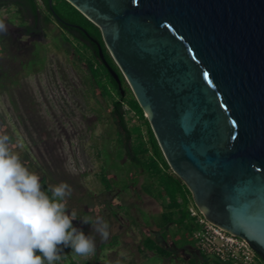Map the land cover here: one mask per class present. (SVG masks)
I'll return each mask as SVG.
<instances>
[{
	"label": "water",
	"instance_id": "95a60500",
	"mask_svg": "<svg viewBox=\"0 0 264 264\" xmlns=\"http://www.w3.org/2000/svg\"><path fill=\"white\" fill-rule=\"evenodd\" d=\"M67 1L199 211L264 259V0Z\"/></svg>",
	"mask_w": 264,
	"mask_h": 264
},
{
	"label": "trees",
	"instance_id": "16d2710c",
	"mask_svg": "<svg viewBox=\"0 0 264 264\" xmlns=\"http://www.w3.org/2000/svg\"><path fill=\"white\" fill-rule=\"evenodd\" d=\"M2 10L9 15V19L3 18ZM0 19L23 27L27 31L42 32L43 35H46L50 26L55 24L59 32L53 37H57L61 45L67 43V52L72 55L74 61L84 65L85 78L82 82L86 91L91 92L95 100L98 101L101 97L108 103L111 140L116 155L119 158L125 156L124 162L118 165L124 172L118 170L117 178L111 179L105 168H102L97 177L108 191L117 181L121 182L122 189L129 185H139L144 194L160 205V212L156 214L157 219L151 218V224L158 231V238L146 234L139 246L142 254L152 253L147 260L158 261V264L165 260L170 264H224L215 257L202 253L196 247L194 234L201 228L199 217L203 215L196 207L187 185L168 165L144 111L106 48L99 27L67 0H0ZM76 25L85 29L101 45L106 61L119 76L120 85L100 61L97 45L92 44L85 33L75 27ZM13 47H17V43L12 35L0 34V60L5 52L9 59L16 60L10 50ZM44 48V44L33 42L24 51L26 54L23 57L24 75L45 69ZM20 71L10 67L7 69L0 61V93L7 87L6 85L18 83ZM10 138L12 145L13 138L11 136ZM107 153L108 151L103 149V154ZM29 163L31 166L34 165V162ZM61 171L64 172L55 170L33 173L40 177L42 189L51 196L48 192L49 186L57 185L60 179L65 178ZM66 183L77 186L78 178L71 176V180H67ZM191 209H194L197 215H193ZM145 223L150 224L147 220ZM168 239H171L175 249L184 250L186 256L177 255L174 248L165 245ZM118 242V237L113 236L109 242L101 243L95 253L87 258H80L75 254L71 256L69 248H64L62 259L56 264H113L112 260L108 262L101 260V251L105 245L110 247V250L115 248ZM251 264H264V259L255 252Z\"/></svg>",
	"mask_w": 264,
	"mask_h": 264
},
{
	"label": "rangeland",
	"instance_id": "374dc122",
	"mask_svg": "<svg viewBox=\"0 0 264 264\" xmlns=\"http://www.w3.org/2000/svg\"><path fill=\"white\" fill-rule=\"evenodd\" d=\"M1 14L4 19L10 18L3 10ZM3 21L9 23V21ZM58 32L59 30L54 25H51L46 35L42 36L41 40H39V42L45 45L43 50L46 60L45 69L39 74L31 73L20 76L19 86H24V95L27 99H32V93L36 91L40 96V100H42V94L49 95L47 86H56L58 90H61L62 87H66L67 117L71 118L76 127H79V123L84 127L87 126V129H85V136L83 135L81 142H77L78 151L75 150L76 144H74V140L72 139V149L75 150V152L73 154L68 152V159L70 158L68 163H71L72 166L68 167L64 172L61 171L65 174L63 175L65 178L62 180L60 179L57 183L67 182V180L70 181L71 176L78 178V185H70L73 190L72 195L66 199L68 214L70 215L72 211H75L78 217L76 220H73V226L83 230L85 235L94 236L96 249H98L101 243L109 242L113 236L119 237V244L117 247L111 250L107 245L103 247L101 251V260L103 262L112 260L113 264H158V261L147 260L152 253L146 252V254H142L139 251V246L146 234L158 238V231L154 225L151 224V218L157 219L158 216H156V214L160 212L161 207L152 198L144 194L140 190L139 185H134V188H132L131 191L129 190L128 193L127 188H123L125 193L119 190H114L112 193H102V185L97 177L101 158L98 156L97 151L101 149V144L105 143V141L109 149H111L113 145L112 140H108V138L107 140H101L100 137L105 133L108 127L106 121L107 114H104V110L97 104L91 92L86 91V87L82 82L85 78V72L83 70L85 69L84 65L78 61H74L72 55L67 52V43L61 45L57 37H53L55 34H58ZM37 40L38 39L35 38L32 41L35 42ZM22 55V57H25V52H23ZM0 61L2 63L4 62L2 59ZM11 93L14 95L15 102H17V89H15V87H10L9 94ZM50 101L53 104V100L51 99ZM14 105L9 104L6 93H0V135L7 134L13 138L12 145L9 144L10 149L15 152L14 154L19 156L20 161L23 162L22 164L30 172L36 173L37 171L29 163L30 161L33 162V156L29 155L31 152L30 149L33 147V142L29 138V135L30 132H34L32 131V121L28 120L31 113H24L21 115V107L17 104ZM29 107L32 109L30 104ZM47 107V103L41 104V115L44 117L51 115L49 112L46 113L48 110ZM23 120L24 123H22ZM67 125L69 126V124ZM20 135L23 136L24 140L20 138ZM68 149L69 146L67 143V151ZM21 153L25 155L23 156ZM104 156L106 161L111 160L110 154L107 153L104 154ZM117 168L123 171L120 167ZM118 172L119 171H112L107 173V175L110 176L111 179H114ZM116 184H118L119 187L122 186L121 182L119 183L117 181ZM115 202L123 206L121 208H116L113 206L116 205L113 204ZM105 203L109 205L110 209L105 207ZM128 207L130 209L126 212ZM132 215H134V217ZM84 216H89L93 219L102 217L107 221L110 233L109 238L106 241H101L99 235L93 233V226L91 223L84 224L82 222V217ZM134 218L138 224H133ZM145 220L150 222V224H146ZM165 245L174 248L171 239H168ZM68 248L69 255L73 256L74 253L72 249L70 247ZM174 250L177 255L186 256L184 250L175 248ZM66 262L68 263V260ZM161 264L170 263L168 260H165ZM224 264L232 263L224 262Z\"/></svg>",
	"mask_w": 264,
	"mask_h": 264
},
{
	"label": "clouds",
	"instance_id": "9594fccd",
	"mask_svg": "<svg viewBox=\"0 0 264 264\" xmlns=\"http://www.w3.org/2000/svg\"><path fill=\"white\" fill-rule=\"evenodd\" d=\"M7 31L0 19V34ZM10 140L9 135H0V264H56L68 247L80 257L93 255L94 236L74 227L77 214L69 215L66 209L71 186L66 182L50 185L49 196L40 177L11 151ZM82 222L91 223L101 241L109 238V225L102 217L84 216Z\"/></svg>",
	"mask_w": 264,
	"mask_h": 264
},
{
	"label": "flooded vegetation",
	"instance_id": "af4514ba",
	"mask_svg": "<svg viewBox=\"0 0 264 264\" xmlns=\"http://www.w3.org/2000/svg\"><path fill=\"white\" fill-rule=\"evenodd\" d=\"M6 24L8 26V31L5 34L12 35L13 39L16 40V43H17V47L10 48V50L13 52V54L15 55L17 59L16 60L9 59L8 54L5 52L1 56L2 57L1 59L4 60L2 64L4 65V67H7V69L10 67L15 70H21L20 71L21 73L19 74V76H24L23 74L24 73L23 72L24 60H23L22 54L24 51L28 49V46H30L31 43L34 42L32 40H34L35 38L38 39L37 41H35L36 43H41L39 42V40H41L42 36L44 35L42 32H37L35 30L27 31L25 30V28L20 27L11 22L9 23L6 22ZM53 25L55 26V24ZM90 42L92 44H96L95 42L91 40ZM40 72L41 71H38L35 73L39 74ZM9 85L10 87L12 88L15 87V89H17V95H16L17 102H15L13 93H11V95L9 94L10 93V88H8ZM6 86L7 87H5V89L2 90L1 93H6L9 104L19 105L22 111L21 115H23L24 113L26 114L31 113V116L28 117V120L32 121V124H33L32 131L34 132H30V135H29V138L33 142V147L30 149L31 152L29 153V155L33 156L34 169L37 172H52L55 170H63V169L64 171L67 170L68 167L72 166L71 163L70 164L68 163L70 159V158L68 159L69 157L68 152L73 154L75 150L78 151L77 142H81L83 135L85 136L86 134L85 129H87V126L84 127L83 125H81V123H79V127H76L73 124L71 118L67 117V88L62 87L61 90H58L56 86L53 87L49 85L47 86L49 90V95L42 94V100H40V96L38 95V92L36 91H33L32 99H27L24 95V90H23L24 86H19V81L16 85L8 84ZM51 99L53 100V104L50 101ZM99 99L100 100L98 101L96 100V102L97 104L100 105L102 110H104V114L105 115L107 114L106 121L108 123L107 130L100 137H101V140L103 139L107 140V138L108 140L109 139L111 140L112 135L110 133L111 132L110 130L112 129L110 128V117H109L110 107L108 106V103L103 101L101 97H99ZM43 103L48 104V107H47L48 110L46 111V113L49 112L51 114L50 116L44 117L41 115L40 107H41V104ZM29 104L30 106H32V109H30ZM22 123H24V120ZM67 124H69V126ZM20 138L24 140L23 136L21 135H20ZM72 139L74 140V144H76L75 150L72 149L73 148ZM67 143L69 146L68 151H67ZM101 145H102L101 149L97 151L98 156L101 158V163L99 165L100 167L99 172L101 171L102 168H105L107 173H110L112 171L117 172L118 171L117 167H119L118 165H120L121 162L122 163L124 162L125 156H123L122 158H119L115 153L114 145H112L111 149H109L108 145L106 144V141L105 143ZM103 149L108 151V154H110L111 160L106 161L105 156L103 154ZM21 154L23 156L25 155L23 153ZM132 188H134V185H129L127 187V190H128L127 193L129 192V190L131 191ZM114 190H119L125 193V190L119 187L118 184H114L113 188L109 191L106 190L102 185V193H112ZM138 199H139V196H138ZM113 204H116V202ZM104 205L106 208L110 209L107 203H105ZM113 206H115L116 208H121L123 205L118 203ZM129 209L130 208L128 207L126 211ZM112 213L116 214L115 212H112ZM132 216L134 217V215ZM133 224H138L135 218H134ZM118 241H119V237H118Z\"/></svg>",
	"mask_w": 264,
	"mask_h": 264
},
{
	"label": "built area",
	"instance_id": "2783aa9c",
	"mask_svg": "<svg viewBox=\"0 0 264 264\" xmlns=\"http://www.w3.org/2000/svg\"><path fill=\"white\" fill-rule=\"evenodd\" d=\"M191 211L193 215H197L194 209ZM199 222L201 228L194 235L197 241L196 247L202 253L222 262L252 263L255 251L245 239L208 221L204 216L199 217Z\"/></svg>",
	"mask_w": 264,
	"mask_h": 264
}]
</instances>
